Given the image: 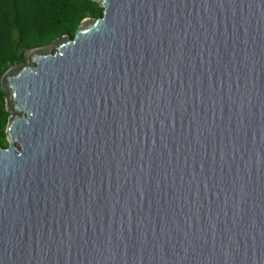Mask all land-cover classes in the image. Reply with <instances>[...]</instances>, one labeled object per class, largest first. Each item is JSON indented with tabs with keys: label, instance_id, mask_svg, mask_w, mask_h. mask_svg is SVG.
<instances>
[{
	"label": "water",
	"instance_id": "water-1",
	"mask_svg": "<svg viewBox=\"0 0 264 264\" xmlns=\"http://www.w3.org/2000/svg\"><path fill=\"white\" fill-rule=\"evenodd\" d=\"M2 77L0 264H264V0H92Z\"/></svg>",
	"mask_w": 264,
	"mask_h": 264
},
{
	"label": "trees",
	"instance_id": "trees-1",
	"mask_svg": "<svg viewBox=\"0 0 264 264\" xmlns=\"http://www.w3.org/2000/svg\"><path fill=\"white\" fill-rule=\"evenodd\" d=\"M103 15V7L92 0H0V147L10 146L2 77L25 64L30 51L64 37L74 39L86 19Z\"/></svg>",
	"mask_w": 264,
	"mask_h": 264
}]
</instances>
